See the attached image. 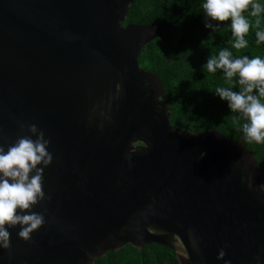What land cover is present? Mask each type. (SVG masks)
Segmentation results:
<instances>
[{
    "label": "water",
    "instance_id": "water-1",
    "mask_svg": "<svg viewBox=\"0 0 264 264\" xmlns=\"http://www.w3.org/2000/svg\"><path fill=\"white\" fill-rule=\"evenodd\" d=\"M133 1L0 0V145L35 124L53 156L31 210L45 223L29 241L9 228L0 264H89L128 243L179 264H264L257 161L216 129L172 126L138 57L176 20L122 24Z\"/></svg>",
    "mask_w": 264,
    "mask_h": 264
},
{
    "label": "trees",
    "instance_id": "trees-1",
    "mask_svg": "<svg viewBox=\"0 0 264 264\" xmlns=\"http://www.w3.org/2000/svg\"><path fill=\"white\" fill-rule=\"evenodd\" d=\"M205 0H134L122 24H153L176 20L167 31L146 42L138 57L139 66L160 79L170 114V123L183 134L216 129L236 140H242L254 158L264 179V143L245 141L238 113H232L227 101L215 94L218 88L239 91V77L226 80L222 70L204 69L210 56L228 49L233 58L247 55L264 59V42H257L256 32L264 31V11L252 17L251 6L244 15L250 22L245 48L235 49L231 21L215 29L205 27L202 4ZM264 8V0H256ZM260 20L259 26L256 20ZM264 102V98H262ZM89 264H179L174 251L157 243L140 247L130 243L107 250Z\"/></svg>",
    "mask_w": 264,
    "mask_h": 264
},
{
    "label": "clouds",
    "instance_id": "clouds-1",
    "mask_svg": "<svg viewBox=\"0 0 264 264\" xmlns=\"http://www.w3.org/2000/svg\"><path fill=\"white\" fill-rule=\"evenodd\" d=\"M249 6L252 17H259L264 11L256 0H205L202 4L205 27L214 30L219 24L230 20L232 35L236 38L233 47L245 48L248 44L245 36L251 25L244 13ZM259 24L260 20L257 19L256 25ZM256 37L258 43L264 42V31H257ZM204 69L210 73L222 70L229 82L239 77V91L221 87L215 94L227 101L232 113H238L245 121L242 124L245 141L264 143V59L259 56L250 59L247 55L233 58L232 52L224 49L218 56H210ZM22 127H26L31 135L20 136L14 144L9 145L7 151L0 145V247L3 249L11 247L9 228L19 225V238L29 241L32 233L45 223L43 214L31 210L46 199L43 177L44 168L53 161L48 151L50 141L37 125ZM260 188L264 190V184ZM29 212L31 214H24ZM225 255L221 250L218 259H224Z\"/></svg>",
    "mask_w": 264,
    "mask_h": 264
}]
</instances>
